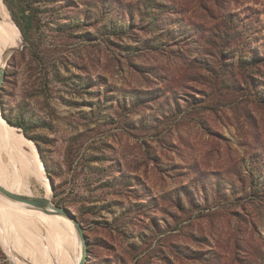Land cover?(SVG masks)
<instances>
[{"label": "rangeland", "instance_id": "rangeland-1", "mask_svg": "<svg viewBox=\"0 0 264 264\" xmlns=\"http://www.w3.org/2000/svg\"><path fill=\"white\" fill-rule=\"evenodd\" d=\"M24 3L35 32L25 41L12 20L18 49L3 67L0 116L39 141L8 125L43 165L51 202L81 224L85 264H264V105L254 99L264 64L223 54L233 25L238 46L254 40L264 55V0ZM18 222L0 264H31L47 241L42 225ZM63 233L58 255L78 264Z\"/></svg>", "mask_w": 264, "mask_h": 264}, {"label": "bare ground", "instance_id": "bare-ground-1", "mask_svg": "<svg viewBox=\"0 0 264 264\" xmlns=\"http://www.w3.org/2000/svg\"><path fill=\"white\" fill-rule=\"evenodd\" d=\"M17 49L18 36L15 25L10 19L5 6L0 0V68H3L7 64L8 58ZM0 150L2 154H7V158H5L3 155L0 158L4 165L3 168H9L11 170V175L7 178L0 170V185L10 192H12L13 190L17 191L16 182L15 180H13V178L14 176H18L21 180L20 195H33V191L30 187L35 184L43 189L44 197L50 200V188L45 176L43 165L39 161L36 154L23 151L20 142L18 141V138L13 131V128L8 126V124L3 121L1 116ZM12 162L16 163L17 168L12 167ZM32 182L33 184H31ZM26 208L27 207L23 204L10 202L0 196V241L3 245H5L8 252H11L12 245L9 243L7 236L8 234L13 233L16 230V227L19 226L18 221L20 220L23 223L30 222L31 224V221L34 220L35 223L44 227L47 234V241L45 242L44 246L40 245V248L37 247L35 249L37 254L30 253L31 264H42L44 263L45 257L46 262L44 264H74V261L71 257L61 258L58 255V252L60 253V251L55 242V236H63V230L65 232L68 231L73 234L78 246V262L81 261V258L83 256L82 247L76 237L73 225L70 221L60 216L47 215L40 211L31 209L26 210ZM32 216H34V218H32ZM24 227L22 228V231L26 232V226L24 225ZM32 230L33 232H36L35 228H32ZM28 232L31 235L30 239H32L33 241L31 243L34 246H37L34 239L35 236L33 235L34 233L30 231ZM65 248L71 251L70 249L72 248V245L69 242H66ZM13 249L15 248L13 247ZM18 251L26 254V256L29 255V252L24 249V246H20V250Z\"/></svg>", "mask_w": 264, "mask_h": 264}, {"label": "trees", "instance_id": "trees-1", "mask_svg": "<svg viewBox=\"0 0 264 264\" xmlns=\"http://www.w3.org/2000/svg\"><path fill=\"white\" fill-rule=\"evenodd\" d=\"M4 1L10 11L12 20L14 21L15 25L20 30L24 40L29 41L31 32L32 31L35 32V21H36L35 10L29 8L24 3V0H13L14 6H10L7 0H4ZM14 7L16 8L17 12L13 11ZM149 16L151 17L152 20L156 21V18L152 16V13H149ZM19 30H18V33L21 38ZM223 33L226 36V38H228L230 41H233V46H234L231 48H227L226 53H223V54H231L232 58L237 59V64L243 65L245 68H252L253 66L264 64V55L259 56L258 54H256L255 49L250 46V44L254 42V40L250 43H244L238 46L237 45L238 43L235 40H236V37L241 34V32L236 30L233 25H228L227 29ZM243 48L244 50H242ZM222 52L224 51H221L220 53ZM260 91H262L261 88H260ZM263 93L264 92H258V95H256V98H254L261 105H264ZM1 115L3 119L8 123V125L21 129L24 135L29 140H31L35 145L38 146L39 141L36 138L29 136L30 128L28 127V125L24 124L21 121H17V122L12 121V119L9 116L5 115L4 110ZM44 166H45L47 174L50 176L51 175L50 169L46 162H44Z\"/></svg>", "mask_w": 264, "mask_h": 264}, {"label": "water", "instance_id": "water-1", "mask_svg": "<svg viewBox=\"0 0 264 264\" xmlns=\"http://www.w3.org/2000/svg\"><path fill=\"white\" fill-rule=\"evenodd\" d=\"M4 78H5V70L4 68H0V93H1V88H2ZM49 181H50L51 188H53V184L50 179ZM0 196L10 202L23 204L31 210L40 211L47 215L60 216L70 221L73 225L74 232L76 234L78 241L81 244L82 251H83V256L81 258V261L78 264L86 263V255H87L86 237H85L81 224L78 222V219L69 209L55 206L51 202V200H48L45 197L40 198V197H36L33 195L25 196V195H20V194L10 192L6 190L4 187H2L1 185H0Z\"/></svg>", "mask_w": 264, "mask_h": 264}]
</instances>
